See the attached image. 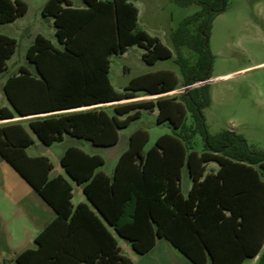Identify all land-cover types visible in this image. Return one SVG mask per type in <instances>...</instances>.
<instances>
[{
	"label": "trees",
	"instance_id": "obj_1",
	"mask_svg": "<svg viewBox=\"0 0 264 264\" xmlns=\"http://www.w3.org/2000/svg\"><path fill=\"white\" fill-rule=\"evenodd\" d=\"M83 1L85 8L74 7L71 0L47 1L43 15L54 18L63 49L39 35L27 52L34 68L20 67L4 85L12 110L0 102V156L57 214L36 238L37 247L17 255L16 262L134 264L123 255L111 227L139 255L166 239L194 264H244L258 256L256 264H264V150L236 130L210 134L205 114L212 105L210 37L229 0H174L182 7H200L171 34L186 87L179 98L116 105L110 104L140 93L173 92L179 82L173 71L161 70L132 79L119 93L110 79L113 56L138 46L145 50L143 59L155 65L172 59L174 52L139 30L133 0ZM27 12L22 0H0V25ZM17 46L16 39L0 34V75L8 71ZM184 49L193 57L185 56ZM155 109L158 124L169 123L173 133L162 135L145 152L150 135L136 130L112 177L99 171L105 165L101 155L80 147L68 148L61 158L97 212L86 204L73 206L70 180L50 177L54 165L48 157L27 154L35 141L22 122L12 121L31 118L30 129L48 147L66 136L113 147L143 111ZM212 162L220 167L217 173H207ZM185 166L193 182L187 197L181 187Z\"/></svg>",
	"mask_w": 264,
	"mask_h": 264
},
{
	"label": "rangeland",
	"instance_id": "obj_2",
	"mask_svg": "<svg viewBox=\"0 0 264 264\" xmlns=\"http://www.w3.org/2000/svg\"><path fill=\"white\" fill-rule=\"evenodd\" d=\"M23 1L28 5V14L17 23L0 25L1 34L10 36L18 42L17 51L8 63V71L0 75V101L2 105L11 110L12 107L2 86L7 77L14 75L19 67L34 68L27 60V52L36 35L42 34L58 46L54 23L50 17L43 16L41 8L48 0ZM71 1L75 6L84 7L83 0ZM134 4L140 11L139 30L146 31L152 37H158L174 52V56L172 59L151 65L143 59L145 50L138 46L129 48L124 55L113 56L110 79L116 91L123 92L125 85L134 78L161 70L173 71L179 84L178 89L173 92L155 96L140 93L136 98L125 100L121 104L132 101L156 102L159 97L179 98L180 94L186 91V87H183V75L175 62L177 53L171 34L183 19L195 14L200 10V7L197 5L182 7L174 0H134ZM210 48L214 56L212 79L209 82L212 105L205 111L210 134L214 135L225 129L236 130L245 135L251 144L264 150V0H229L226 11L219 14L214 21ZM183 53L187 57H193V53L188 49H184ZM108 108V112L113 114V107ZM157 118V110L155 112L143 111L138 120L121 131L117 147L99 149L98 153L106 162L102 170L108 174L112 173L116 159L127 149L129 137L136 130H147L150 135L145 152L154 147L162 135L173 133L169 123L158 124ZM27 122L22 123L36 142V145L28 150V154L49 157L55 166L54 175L58 173L66 175L61 167L60 158L68 146H78L88 153H93L90 143L71 137L67 138L63 144L56 143L51 147L45 146L32 132ZM215 166L209 165L208 170L212 171L216 168ZM10 170L19 180H23L11 167ZM12 181L13 178L10 175L0 173V209L5 213L6 218L10 219L8 223L15 220L9 206ZM191 185L188 169L185 166L182 172L184 195L188 194ZM82 196V191L76 188V204ZM1 233L2 231H0ZM117 239L123 249L124 256L134 258V260L131 259L136 264H145L146 258L138 256L128 241L118 236ZM0 241L3 242L0 245V264H17L14 258L15 253L35 248V243L29 236H19L13 241H9L8 238L0 235ZM5 242H10L9 247ZM168 256L174 264H181L171 251ZM245 264H251V262L248 261Z\"/></svg>",
	"mask_w": 264,
	"mask_h": 264
},
{
	"label": "crops",
	"instance_id": "obj_3",
	"mask_svg": "<svg viewBox=\"0 0 264 264\" xmlns=\"http://www.w3.org/2000/svg\"><path fill=\"white\" fill-rule=\"evenodd\" d=\"M15 1V0H13ZM23 1V0H22ZM47 3V2H46ZM44 3L42 5V10L44 9V6L45 4ZM84 3V1H83ZM133 3H134V0H133ZM74 5V3H73ZM74 7H77V8H85L86 5L84 3V7H78V6H75ZM28 11H29V8H28ZM140 13V11H139ZM28 14V12H27ZM26 14V15H27ZM25 15V16H26ZM24 16V17H25ZM44 16V15H43ZM24 17H21L19 19H17L16 21H14L13 23H17L20 19L24 18ZM45 17V16H44ZM45 18H48V17H45ZM54 23V27H55V20L53 17H50ZM13 23H8V24H13ZM1 25H5V24H1ZM1 34V33H0ZM1 35H4V34H1ZM39 35H42V34H37L35 39L39 36ZM7 36V35H6ZM43 36V35H42ZM10 37V36H9ZM55 38H56V43L58 44V46L52 41L50 40L53 45L58 48V49H63V46L58 42V39L56 37V27H55ZM35 39L33 41V43L30 45V47L34 44L35 42ZM48 39V38H47ZM29 47V48H30ZM129 50V49H128ZM127 53V52H126ZM125 53V54H126ZM112 60V58H111ZM10 61V60H9ZM9 63V62H8ZM22 67V66H21ZM26 67V66H25ZM112 67V65H111ZM8 69H9V66H8ZM19 69L20 67L18 68V70L16 71L15 74H18L19 72ZM111 72V71H110ZM14 74V75H15ZM12 76V75H9L7 77V79ZM6 79V81H7ZM6 81L3 83V91H4V85L6 83ZM112 82V81H111ZM129 84V83H128ZM128 84L125 85L124 87V91L123 92H119V93H124L125 92V89L126 87L128 86ZM113 85V83H112ZM114 87V85H113ZM115 88V87H114ZM116 90V89H115ZM5 94V92H4ZM1 102V101H0ZM123 102V101H122ZM121 102V103H122ZM134 102V101H132ZM119 103V104H121ZM126 103H129V102H126ZM110 105H116V104H110ZM110 105H107V106H110ZM1 106L3 107H7L5 105H2ZM157 110V109H155ZM155 110L153 112H155ZM112 111H113V108H112ZM158 111V110H157ZM29 119L31 118H20V117H16L14 120V122H17V121H20V122H25V121H28ZM0 123H3L2 121H0ZM28 123V122H27ZM27 129V128H26ZM29 132V131H28ZM134 133V132H133ZM132 133V134H133ZM131 134V135H132ZM120 135H121V132H120ZM130 135V136H131ZM70 136H66L64 141L60 142L61 144L65 143L66 139L69 138ZM73 138V137H71ZM34 139V138H33ZM76 139V138H75ZM78 141H85L87 143H90L92 145L91 142L89 141H86V140H79L77 139ZM129 140H130V137H129ZM128 140V141H129ZM35 141V140H34ZM120 141V140H119ZM56 144V143H55ZM119 144V142H118ZM115 145L113 147H95V146H91L92 149H93V153H89L91 155H101L100 153H98V150L99 149H103V148H115L118 146ZM36 145V142L33 146ZM53 146V145H52ZM74 145H71V146H68L63 155L65 154L66 150L70 147H72ZM51 147V146H50ZM78 147V146H77ZM31 148V147H30ZM29 148V149H30ZM129 148V143H128V147L127 149ZM27 149V154H28V150ZM126 149V150H127ZM125 150V151H126ZM85 151V150H84ZM124 151V152H125ZM86 152V151H85ZM123 152V153H124ZM88 153V152H87ZM122 153V154H123ZM120 154L118 156V158L116 159L115 161V165H114V169L112 170V173L111 174H108L106 173L108 176L112 177L114 175V172H115V168H116V165H117V162L119 160V158L121 157ZM29 156H31L30 154H28ZM62 155V157H63ZM40 156H45V155H34V156H31V157H40ZM47 157V156H46ZM61 157V158H62ZM49 158V157H48ZM61 158H60V164H61ZM50 159V158H49ZM51 160V159H50ZM53 163V162H52ZM106 164V162H105ZM54 165V164H53ZM209 165H216L212 171H209L208 170V166ZM105 166V165H104ZM102 166L99 171H103L102 168L104 167ZM10 167L15 171V169L9 164L7 163L1 156H0V173L2 174H8L10 175L12 178H13V181H12V184L10 186V191H11V196H10V202H9V206H10V209L12 211V215L15 217V220H11V223H8L10 219H7L6 218V215L5 213H3V211L0 209V231H2V233L0 235L4 236L6 239L8 238L9 241H13L14 238L16 237H19V236H29L30 238H32L33 242L35 243V248L37 247V244H36V238L47 228L48 225H50L56 218H57V214L55 212V210L25 181L23 180H19L17 178V176H15V174H13V172H11L10 170ZM62 167V165H61ZM219 165L217 163H209L207 165V173H217L218 170H219ZM62 169L65 171V169L62 167ZM188 169V168H187ZM55 171V166H54V169L52 170L51 174H50V177L51 178H55V177H58V176H63L65 177L66 179L70 180L72 186H73V198H72V204L74 207H77L78 205L80 204H86L88 205L89 207H91L94 211H96V209L93 207V205L91 204V202L89 201V199L87 198V196L85 195L84 193V186L83 185H78L75 181H73L66 173V175H63V174H60L58 173L57 175H54ZM104 172V171H103ZM183 172V171H182ZM17 173V171H16ZM19 174V173H18ZM189 174V172H188ZM190 177V176H189ZM191 179V178H190ZM192 182V180H191ZM181 187H182V180H181ZM193 187V182H192V185H191V188L189 190V192L191 191ZM76 188L80 189L82 191V198L80 199V201L76 204L75 203V190ZM183 192V190H182ZM188 192V194H189ZM184 194V193H183ZM187 195H184V196H188ZM97 212V211H96ZM4 223V224H3ZM3 225H5V227H3ZM109 230L110 232L113 234V236L117 239V236L120 237L116 231L109 227ZM114 231V233H113ZM121 238V237H120ZM6 241V240H5ZM118 241V239H117ZM3 242L0 241V245L2 244ZM10 243V242H9ZM9 243H6L5 244L7 245V247H9ZM169 243V244H168ZM118 244L119 246L121 247L120 245V242L118 241ZM171 245V246H169ZM35 248H28V249H35ZM28 249H25V250H22L20 251L19 253H15V257L17 255H19L20 253L28 250ZM122 249V247H121ZM133 249V247H132ZM134 250V249H133ZM171 251L172 255L177 259V261L181 264H194L192 263L184 254H182L177 248H175L168 240L166 239H158L157 241V244L155 246V248L150 251L148 254L146 255H139L138 253H135L138 255V256H141V257H145L146 258V262L145 264H174V262L172 260L169 259V252ZM122 253H123V249H122ZM130 258V257H129ZM132 258V257H131ZM130 258V259H131ZM134 260V258H132ZM259 260V256L256 257L255 259H252V260H247L246 262H251V264H256ZM16 261V260H15ZM245 262V263H246ZM17 263V262H16ZM244 263V264H245ZM18 264V263H17ZM134 264H136L134 262Z\"/></svg>",
	"mask_w": 264,
	"mask_h": 264
},
{
	"label": "water",
	"instance_id": "obj_4",
	"mask_svg": "<svg viewBox=\"0 0 264 264\" xmlns=\"http://www.w3.org/2000/svg\"><path fill=\"white\" fill-rule=\"evenodd\" d=\"M206 82H209V80H207ZM206 82H205V83H206ZM199 84H202V82L199 83ZM199 84H197V85H199ZM194 86H195V85H194ZM194 86H193V87H194ZM119 103H121V102H117V103H114V104H119ZM85 109H90V108H85ZM79 110H83V109H79Z\"/></svg>",
	"mask_w": 264,
	"mask_h": 264
}]
</instances>
